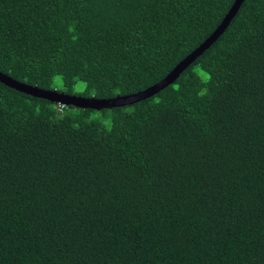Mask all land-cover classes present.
<instances>
[{
	"label": "trees",
	"instance_id": "16d2710c",
	"mask_svg": "<svg viewBox=\"0 0 264 264\" xmlns=\"http://www.w3.org/2000/svg\"><path fill=\"white\" fill-rule=\"evenodd\" d=\"M234 1L0 0V72L70 96L136 94ZM0 264H264V0L130 106L0 83Z\"/></svg>",
	"mask_w": 264,
	"mask_h": 264
},
{
	"label": "water",
	"instance_id": "95a60500",
	"mask_svg": "<svg viewBox=\"0 0 264 264\" xmlns=\"http://www.w3.org/2000/svg\"><path fill=\"white\" fill-rule=\"evenodd\" d=\"M244 0H235L229 9L228 13L223 18L220 25L216 30L191 54L179 62L173 70L167 74L160 82L155 85L138 92L136 94L127 95V96H116L109 99H95L93 97L84 98L81 96H70L65 93H58L57 91H45L37 87H31L26 84L17 82L8 76L0 72V83L12 90L26 94L28 96L43 99L49 102L58 103L63 106H73L81 109H93L96 111L102 109H112L130 106L134 103L146 100L158 92L162 91L167 86L171 85L180 74L197 58L199 57L206 49H208L215 40L223 33V31L228 26L231 19L238 12L240 5Z\"/></svg>",
	"mask_w": 264,
	"mask_h": 264
},
{
	"label": "rangeland",
	"instance_id": "374dc122",
	"mask_svg": "<svg viewBox=\"0 0 264 264\" xmlns=\"http://www.w3.org/2000/svg\"><path fill=\"white\" fill-rule=\"evenodd\" d=\"M83 88H84V85H83L82 83H79V84L76 86V90H78V91H81Z\"/></svg>",
	"mask_w": 264,
	"mask_h": 264
}]
</instances>
